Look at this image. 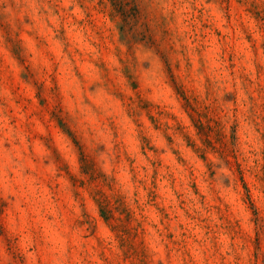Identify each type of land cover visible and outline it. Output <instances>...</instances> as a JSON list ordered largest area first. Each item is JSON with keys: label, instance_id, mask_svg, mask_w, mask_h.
<instances>
[{"label": "rangeland", "instance_id": "obj_1", "mask_svg": "<svg viewBox=\"0 0 264 264\" xmlns=\"http://www.w3.org/2000/svg\"><path fill=\"white\" fill-rule=\"evenodd\" d=\"M0 264H264V0H0Z\"/></svg>", "mask_w": 264, "mask_h": 264}]
</instances>
